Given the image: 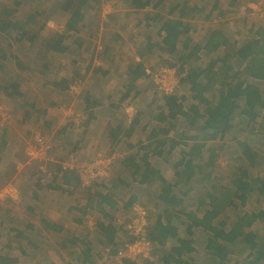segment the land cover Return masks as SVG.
Returning <instances> with one entry per match:
<instances>
[{
    "label": "rangeland",
    "instance_id": "rangeland-1",
    "mask_svg": "<svg viewBox=\"0 0 264 264\" xmlns=\"http://www.w3.org/2000/svg\"><path fill=\"white\" fill-rule=\"evenodd\" d=\"M65 1L66 0H0V18H3L5 21L16 19L19 23H23L27 14L31 11L36 10L40 13V15L35 18L37 24L28 26L27 29L29 32L18 42L14 40V38L19 37L18 30L0 33V55L3 53L7 55L6 59L0 60V65L4 68L0 71V89L7 88L13 82H16L19 87L23 85V87L17 90L20 96H14L12 99L11 97H6L2 90H0V221L4 219V225L2 222V227H0V257L4 259L19 258L20 264H31L35 258L40 260L37 263H44L42 261V255H45V257L48 255L54 257L53 254L56 253V249L58 248L59 256H57L55 260H57L59 264H63L61 260L65 259L60 254L63 251H65L64 253L66 254L69 252L68 257L69 263L72 261L71 264H80L79 260L83 259L82 253L84 254L86 252V255H90L91 257H93L94 254L98 256L97 260L99 264H114L112 261L113 256L110 255L108 250H105L104 245L101 244L104 238L99 228L100 224L116 226L118 229L116 230L117 240L126 239L127 235H125L126 230H124V228L131 219L134 207L140 205L145 208L148 222L151 225L158 215L163 214L162 206L156 203L155 197V195L158 196L160 194V189L157 184L143 187L136 184L130 187H125L124 184L121 185L119 181L125 180L126 177L128 178L129 173L122 167L119 157H124L125 152L129 150L128 147L125 149L123 144L110 147L106 144L103 137L98 140V146L91 145V142H89L92 138L90 139L91 135L87 136V133L85 134L84 132V120L76 118V115L81 113L82 110V106L77 105L78 99L76 98L79 95H84V81L90 69L86 74H81L78 62L84 63L81 59L88 60L93 46L99 44L103 36H112L118 32L120 27H123L128 34V41L125 46L127 53L133 54L135 51L143 53L144 55L146 50L148 53V48H146V46L149 45L147 42L150 41V44L156 43V46L153 47L151 54L148 53L145 55L149 59L147 63V65H150L149 69L155 72L157 68L165 66L175 67L179 70L181 63L178 61V56H180L185 38L190 39L189 48L193 47L194 44L203 46L206 32L209 31V27L215 25L213 20L216 18V15H214L213 11L209 10L210 0H187L192 3V5L197 6H195V9H192V14H194L193 18L189 19L188 17V20L184 21L189 25V33L180 37L181 40L177 42L176 52L171 54L166 52V47L161 42L162 36H158L156 33L159 26L152 23L150 27H145L146 11H140L137 14L132 13L131 9H129V6L126 4V0H99V3L89 11L90 15L87 17L86 28L78 35L71 33L70 38L65 41L71 49L69 54L66 55L68 58H61L65 62L66 70L59 69L57 73L53 74L50 72V69L54 68L56 71V67L58 66L56 63L58 62L59 64L61 61L59 58L60 55H54L56 53L50 55L53 51L49 50V46L55 40L56 34H64L65 23L69 13H64L61 10V5H63ZM178 1L183 0H164L160 8L156 11L160 12L163 17H173L177 13H170L169 11ZM224 1L229 2V0H223V2ZM242 1L243 0H241V2ZM245 1L246 3L248 1L250 14L256 17L252 11V7L256 4L257 0ZM91 3L93 2H89V4ZM4 10L12 11V13L6 14ZM243 24L244 26L238 22L239 27H236L238 29L236 33L238 34L239 40H246L254 36L257 38L260 37V33L257 31L259 25ZM262 27H264V25ZM218 28L222 34L229 33L226 27L218 26ZM30 35L33 36V39H29ZM77 37L81 39V41H79V43H81L80 46L79 43H74ZM120 46L121 45H112L111 47L114 49H122L123 47ZM82 49H84L83 53L81 51ZM123 51L122 49V52ZM213 54L215 55V53ZM10 55H14L15 59ZM198 56L200 57L199 60H194L192 58L188 64L183 66V73H181L183 75V82H181V87L178 90V94L180 95L187 94L188 85L186 82V73L192 69L191 67L204 69L211 60V57L203 55L201 51H199ZM18 63L26 69L22 70L18 66ZM47 64L49 70H44L42 65L45 66ZM82 73H85V68H82ZM55 75L57 79L66 80V82L62 83V86L66 89L64 93L68 95V98L61 99L60 96L59 100H61V103L56 104V110L45 113V115L42 114L41 117H39V115H37V109L32 107L33 101L37 97L34 96L31 85L37 84L36 80L38 77L43 80L54 79ZM257 83L264 97V81H259ZM70 87L76 88L74 89L76 90L75 93L70 94ZM45 89L48 90V88ZM143 89H145L144 91L146 93H144L143 99H139L140 103L142 102V106L145 105L147 110H152L151 107L154 108V105L151 99L155 97V93L153 92L154 89L151 80H147L146 83H144ZM42 90L44 93L43 96L48 97L49 92L47 93L43 88ZM12 91L13 90L10 92ZM207 97L209 100L211 99V95H207ZM43 99L45 100L47 98ZM133 102L135 103V101ZM36 103L39 106L43 105L40 101L35 102V104ZM199 107L202 111L205 108V106L201 104ZM134 108L136 111L139 110L132 101H129L119 110L120 117L118 118L122 119L125 123L124 118L131 111H133V116L137 117L136 111L133 110ZM122 112L123 114H121ZM262 114L264 115V109L262 110ZM177 120L178 125L176 129L178 131L184 130L187 134L195 133V126L197 127V125L188 127V124H186L181 117L177 118ZM49 121L57 122L47 128L46 122ZM262 122L261 119H258L257 126H262V124H264V122ZM63 125L69 127L70 130L62 135L60 133L57 134ZM159 125L163 126V124ZM238 126L239 127L233 128L232 131L226 135V142L232 144L231 141L233 137L234 139L247 138L250 146L255 145L262 156L264 154V137L262 138L257 132L252 134L249 133L248 128L245 129L244 133H241L240 129H242L243 126ZM138 127L141 129V126ZM139 128H136L137 131L140 130ZM50 130L52 131L51 133L49 132ZM37 134L45 137L48 142L46 147L40 149L35 139ZM86 139L88 141H85ZM214 144L218 146L219 143L215 142ZM105 145L107 146L105 147ZM178 149H181V147H178L177 150ZM32 150H35V153H32ZM46 151L51 153L47 155ZM114 153L116 154L114 155ZM42 154H46V156ZM113 155L115 159L113 157L111 160L110 172L107 177L95 180L89 187L74 182L69 185L62 183L61 167L68 165L72 169H75L88 165L99 157L107 159ZM229 155L228 149L220 153L219 158L214 162V166H212L210 170L211 176L208 180L209 182H204L202 186L198 184V177L192 180V182L195 183L194 186L197 185V188L191 190L186 198H184L185 211H193L196 212L197 215H202L205 208H197V200L200 195L208 200L207 197H205L206 193L221 198L222 204L231 198L233 195L231 179L235 173L236 165L230 162ZM171 157L168 159L170 163L169 166L166 167V169H168L164 171L168 178L171 163L178 159L179 154L176 151ZM27 161L34 162L35 165H37V167L34 166L35 170L31 168L29 171L24 170L22 172L18 171L20 173H17L15 167L19 166V163H27ZM49 166L51 167L50 170L48 172L44 171V174L50 177L49 182H47V180H44L45 176L40 173L43 172L41 167H46L48 169ZM245 168L249 169L247 166H245ZM19 169L23 170L21 167ZM248 172L251 177H264V167L262 168L260 165L254 170H248ZM54 175L57 178L53 180L52 177ZM172 178L173 177H171L169 181H172ZM37 182H40V184L43 183L39 190L35 189L34 183L36 184ZM35 191L39 199H34ZM99 195L109 196L110 199L115 201L114 206L111 207L106 202H101ZM131 197H134L135 201L128 205V201ZM44 200L50 202V204L46 206H50L48 210L49 220L57 221L59 225L65 227V231H60L59 234L54 235L55 237L43 236V239L42 236H39V241L37 240L38 233H36L35 236L31 238V242L35 243V247H33V249L30 248L27 254H22L19 250H16L17 237L15 236V231L5 233V230H7L8 227L22 229L25 225L28 226L30 223H37V225L41 227L40 219L44 216L41 214L37 204L43 206L42 201ZM263 209L264 195L259 197L253 194L248 196V200L244 206L235 203L225 208L215 219V224L223 222L225 228L229 229L239 215L262 211ZM27 212L30 213L28 214ZM185 227V224L179 227V236H187L188 239H191V248L194 249V251L188 253L187 256L184 257H190L193 262L198 264L211 262V257L205 250L209 234L207 232L204 234L200 230L196 231L192 228V230L190 229V233H192L190 235L187 233V228L185 229ZM245 231H254L258 234H262L264 233V222L254 224L252 227L246 228ZM73 235L77 237L80 242L69 241L70 238H75ZM49 238H53L54 242ZM65 239L68 240L69 247L67 242L64 243ZM45 241H48L50 244L45 245ZM97 241H99V243ZM237 242L238 243L230 246L236 253L230 255V260L226 261L225 264H233L235 260L239 259L240 264H244L243 262L245 261L244 258L247 252L243 249L244 244L240 243V240ZM64 245L67 246V250H63L62 246ZM171 245L170 242L168 245H165V248ZM242 249L243 252L240 255L238 251L240 252ZM16 254H18V256H14ZM161 254L162 250L155 252L154 248L152 262L146 263L144 261H138L137 263L155 264L154 261H156Z\"/></svg>",
    "mask_w": 264,
    "mask_h": 264
},
{
    "label": "trees",
    "instance_id": "trees-1",
    "mask_svg": "<svg viewBox=\"0 0 264 264\" xmlns=\"http://www.w3.org/2000/svg\"><path fill=\"white\" fill-rule=\"evenodd\" d=\"M163 1L126 0V4L132 13L137 14L140 11H146L145 27H150L152 23L157 24L159 26L156 31L157 35L162 36L161 42L166 47L165 50L172 54L176 52L177 42L181 40L180 37L189 33V25L182 18L188 14L190 9L184 5L181 8L179 18H165L156 11ZM89 2L93 3L89 4ZM98 3L99 0H66L61 5V10L64 13L69 12L64 34L55 35L56 38L49 46V50L63 53L66 57L71 49L65 41L70 38L71 33L78 35L86 28L87 17L90 15L89 11ZM175 5L178 7L177 4ZM173 8L169 11L170 13H173ZM4 13L8 14L12 11L4 10ZM39 15L40 13L36 10L31 11L23 23H19L16 19L5 21L0 18V33L18 30L19 37L14 38L18 42L29 32L28 26L37 24L35 18ZM221 34L213 29L209 40L203 46L194 44L189 52L186 50L190 44V39L185 38L182 44L184 54L178 56V61L181 63L180 69L176 68L180 74L183 73V66L188 64L190 59H200L197 55L199 51L207 57H210L212 53L211 60L204 69L191 67L192 69L186 73L187 94L180 95L177 92L172 95H165L154 91L160 95L159 98L153 97L152 100L156 104L155 108H157L154 118L163 126L158 125L156 128H152L148 136V146H139L137 149L134 147L130 150L129 146H133V143H127L128 153L125 152L124 157H119L122 167L129 171L130 185L136 184L143 187L157 184L159 186L160 194L155 195V197L156 203L162 206L163 214L158 215L155 221L151 225L149 224L148 236L155 245V252L162 250V257L159 259L161 264H198L193 262L190 257H184L194 249L191 248V239L179 236V227H182L183 224L186 225L185 229L187 228L186 231L190 235L192 234L190 233L191 228L209 234L205 250L209 253L211 262L205 264H225L226 261L230 260L229 256L236 253L230 246L238 243V240L244 244L243 249L247 252L244 264L264 263V233L245 231L246 228H250L254 224L264 222V209L239 215L229 229L225 228L223 222L215 224V219L228 206L235 203L244 206L248 196L254 194L261 197L264 195V177H251L248 172V170L256 169L259 165L264 167V154L261 156L255 145L252 144L254 147L250 146L247 138L234 139L233 137L232 144L226 142V135L233 128L239 127L238 125L243 126L240 129L241 133H244L245 129L248 128L249 133L257 132L262 138L264 137V124L257 126L258 119L264 122V115L262 114L264 97L257 86V82L264 81V29L259 38H248L239 46H237V42L232 43ZM29 39H33V36L30 35ZM79 41L81 39L77 37L74 43H79ZM147 43L149 44L148 53L151 54L156 43L150 44V41ZM80 45L81 43H79ZM10 56L15 57L14 55ZM6 58L5 53L0 55V60ZM141 65V63H136L134 69L130 71L134 79L146 76ZM18 66L22 70L26 69L19 63ZM3 69V66L0 65V71ZM152 75L153 72H149L147 77L151 80ZM60 82L64 83L66 80ZM9 86L0 89L6 97L20 96L17 91L19 85L16 82ZM11 90L13 91L10 92ZM207 95H211V101ZM198 104L205 106L203 111ZM180 117L188 124V127L197 125L194 134H187L184 130L178 131L176 129L177 118ZM135 119L132 120L130 127L132 123L134 124ZM130 131L131 129H129ZM215 142L219 143L218 146H215ZM178 147L181 149L177 150ZM226 149L230 153V162L236 165L235 173L231 179L233 195L222 204L221 198L206 193L205 197L208 200L201 195L197 200V208H205L202 215H197L193 211H185L184 198L191 190L197 188L192 180L198 177V184L202 186L204 182H209L210 170L214 166V162L219 158L220 153ZM176 151L179 157L171 163L168 178L164 171L168 169L166 167L170 164L169 157ZM155 165H160V168H156ZM245 166L249 169H246ZM61 169L63 184L69 185L73 182L81 184L76 170L68 167L65 169L61 167ZM171 177H173L172 181H169ZM56 178L55 175L52 177L53 180ZM34 185L36 190L42 186L40 182L34 183ZM99 199L111 207L115 204V201L106 195H99ZM134 199L131 197L128 205L134 202ZM40 220L45 231L58 233L63 230V227L58 223H50L44 218ZM99 228L104 238L101 244L108 246L109 254L114 257L121 246L116 237L117 227L100 224ZM12 229L19 232V228L12 227ZM169 242L173 244L169 250H166L165 245ZM243 249L238 251L240 255ZM14 262H16V258L4 259L0 257V264ZM124 262L125 264H138L130 260ZM233 264H240V259L235 260Z\"/></svg>",
    "mask_w": 264,
    "mask_h": 264
},
{
    "label": "crops",
    "instance_id": "crops-1",
    "mask_svg": "<svg viewBox=\"0 0 264 264\" xmlns=\"http://www.w3.org/2000/svg\"><path fill=\"white\" fill-rule=\"evenodd\" d=\"M244 1L245 0H243L242 2H241V0H229V2H227V1L223 2V0H210L209 1V4H210L209 10L213 11L214 15H216V18L213 20L215 25H212L211 27H209L210 28L209 31H207L205 34L204 43L209 40L211 32L213 31V28H215L216 31L220 32V29L218 28V26H223V27H226L227 30H229L228 31L229 33L221 34V35L226 37L232 43L237 42L236 44H237V46H239V44L245 40L243 39L241 41L238 39V34L236 33L238 30L236 27H239L238 22L241 23L243 26H244L243 23H246V24L248 23V25L257 24V25H259V27L257 28V31L259 33H261V31L264 29V27H262L264 25V19H258L256 17H253L250 14L251 12H250V7L248 4V1H247V3H246V1L245 2ZM176 4L178 5V7L174 4V6H173L174 8L173 7L172 8H173V13L175 12L177 14H175V16H173V17L166 16L165 18H167V17L179 18L181 8H183L184 5H186L188 7V9H190V10L188 11L189 14H187L184 18H182V20L187 21L188 17H189V19L193 18L194 14H192V12H193L192 9H195L196 8L195 6H197V5H192V3L188 2L187 0L178 1ZM210 16H212V15H210ZM231 17H232V19H231ZM247 28H248V26H247ZM127 35L128 34H127V31H125V28L120 27L116 34H114L112 36H103L101 41H99V44L93 46V50L91 51V54L89 55L88 60L87 59L86 60L81 59V61H84V63H80V61L78 62L79 69H81V74H86L90 69V71L87 73L88 78L85 77V81H84V95H82V96L79 95L76 99H78L77 105L82 106L81 114L83 115V120H84L83 121V129H84L85 134L87 133V136L91 135L90 139L92 138V140L89 141V142H91V145L98 146L99 145L98 140L103 137L106 144L110 147H112V146L116 147L117 145L123 144L124 145L123 147L126 149L127 143H131V142H133V144L131 143L133 146H129L130 150H132L134 147H136L135 149H137L139 146L145 147L148 144V141H149L148 136H149L150 132L152 131V128H156L159 125V122L156 121V118H154L156 115L157 108H155L156 104L152 101L153 99H151V102L154 105V108L151 107L152 110H149V109L147 110V107H145V105L142 106V102L140 103V100H139L140 98L143 99L144 93H146L144 91L145 89H143V85H144V83H146L147 80H150L147 77V74L149 72H153V70L149 69L150 65L149 64L147 65V63L149 61V59L145 56L148 54L147 50H146L144 55H143V53H138L135 51L133 52V54L127 53L125 50V46L127 45L126 42L128 41ZM253 38L257 39L256 36H254ZM100 44H101V46H100ZM112 45H121L120 47H123L122 49L124 51L122 52V49H114L113 47H111ZM94 48H95V50H94ZM146 48H148V45L146 46ZM191 48H189V46H188L189 50ZM188 49L186 50V52L187 51L189 52ZM83 52L84 51L82 50V53ZM54 53H56V54H54ZM52 54L57 55V56L60 55L59 58H60L61 63L58 64V62H57L56 65H58V66L56 67V71L53 68V69H50V72L55 74L58 72L59 69L60 70H66L65 62L63 59H61V58H64L63 53L61 54V53L53 51L50 55H52ZM182 54H184V51L181 48L180 55H182ZM197 55H199V52L197 53ZM211 55H212V53L210 54V57H211ZM66 58H68V57H66ZM51 60H53V59H51ZM67 63L69 64L68 60H67ZM136 63L142 64L141 66L144 69V74L146 75L145 77L140 76V77L134 79V76L132 75V73H130V71L134 69V66ZM42 68L44 70H47V69L49 70L48 64L45 66L43 65ZM82 68H85V73H82ZM159 68H157L156 71ZM93 69H95L94 72H93ZM63 80L64 79H57L56 75L54 76V79H44L43 80V79H39V77H38V79L36 80L37 84L31 85V87L33 88V91H34V96L37 97L33 101V105H34L33 108L37 109V115H39V117H41L42 114L45 115V113H50L51 111L56 110L55 109L56 104L61 103V100H59L60 96H61V99L68 98V95L64 93V90L66 91V89H64V86H62L63 85L62 82H60ZM182 82H183V80H182ZM21 84H23V83H21ZM21 87H23V85ZM21 87H19V88H21ZM41 87L47 93L49 92L48 97L43 96L44 93H43V90ZM180 87H181V85H180ZM45 88H48V90H46ZM153 92H154V90H153ZM155 97L159 98L160 95H157L155 93ZM43 98H47V99L44 100ZM11 99H12V97H11ZM39 101L42 102L43 105L39 106V105H37V103L35 104V102H39ZM129 101L130 102L132 101V103L139 110L136 111L135 108L133 109L136 111V115H137L136 119L134 116L131 117V116L127 115L124 118V120H125V123H124L122 121V119L118 118V117H120V115H119L120 111L119 110L121 109V107H123V105H125ZM133 101H135V103ZM2 102H3V100H2ZM150 103H148V104H150ZM198 105H200V104H198ZM121 114H123V112ZM133 119H135L134 124L132 123V126L130 127V124H131ZM39 120H40V118H39ZM56 122L55 121L46 122V126L49 127ZM125 124H128V125H125ZM138 126H141V129ZM65 127H66V125L61 127L59 129V131L57 132V134L60 133L62 135L63 133L70 130L69 128L67 129V127L66 128ZM136 128H139L140 130L137 131ZM129 129H131L130 132H129ZM129 133H130V135H128ZM2 134H3V132H2ZM127 137H129V138H127ZM85 141H88V140L86 139ZM107 145H105V147ZM84 146H86V145H84ZM46 152H47V155L51 153L49 151H46ZM34 153H35V151H34ZM42 155L46 156V154H42ZM84 163H86V162H84ZM34 166L37 167V165H35L34 162L27 161V163H22V164L19 163V166L15 167V170L17 173H20L24 170L29 171L31 168H34L33 170H35ZM20 167L23 170H20L19 169ZM155 167L160 168V165H155ZM41 168H42L43 172L40 174L45 176L44 180H47V182H49L50 177L47 174H44V171L48 172L51 167L49 166L48 169L46 167H41ZM18 171H20V172H18ZM128 173H129V171H128ZM116 180H118V179H116ZM113 182L115 183L114 179H113ZM119 182L121 185L124 184L125 187H130L133 185V184H131V185L129 184V176H128V178L126 177L125 180H122ZM41 184H43V183H41ZM117 185H118V181H117ZM34 196H35L34 199H39V197L37 196V193L35 195V192H34ZM3 201H5V200H3ZM42 202H43L44 207H46L48 204H50V202L48 200L47 201L44 200ZM205 202H207V201L205 200ZM37 205L39 206V210H40L41 214H43V216H44L43 218L45 220L49 221L50 223H58L57 221L49 220L48 210H49L50 206L44 208L40 204H37ZM3 221H4V219H2L0 221V227H2L1 223ZM3 225H4V222H3ZM25 226H24V228L19 229V232H17L18 230L12 229V227H8L7 230H5L6 231L5 233L15 231V233H16L15 236L17 237L16 238L17 239L16 240V250L17 251L19 250V252H21L22 254H27L29 252L30 248L33 249V247H35L34 246L35 243L31 242V238L34 237L36 233H38V236H37L38 241H39V236L55 237L54 235L60 233V232L56 233L53 231H45L42 228V225H41V227H39L37 225V223H34V224L30 223L28 226H26V227ZM64 228L65 227L63 226L62 231H65ZM192 232H194V231H192ZM185 237H187V236H185ZM43 239H44V237H43ZM49 239H51L53 241V238H49ZM69 241L80 242L77 239V237L70 238ZM66 242L68 243V240L65 239L64 243H66ZM97 242L99 243V241H97ZM44 243H45V245L50 244L48 241H45ZM171 244H173V243H171ZM171 246L166 247V250H169ZM62 247H63V250L68 249L67 246H65V245ZM68 247H69V243H68ZM104 248H105V250L109 249L108 246H104ZM58 251L59 250L57 248L56 253L53 254L54 257H52L50 255H48L49 257L48 256L45 257V255H42V261L44 263H41V262L37 263L40 260L35 258V260L33 262H31V264H36V263L37 264H59L57 262V260H55V258L57 256H59ZM86 251H88V250H86ZM64 252L65 251L60 253L61 256H63V258H65V259H62L63 261L61 260V263L71 264L72 261H71V263H69V257H68L69 252H67V254ZM86 254H87V252L84 254L82 253L83 259L79 260L80 264H99L98 260H97L98 256H96L94 254V256L91 257L90 255H86ZM14 256H18V254L14 255ZM161 257H162V254L160 255L159 258L156 259V261H154V263L155 264H161V262L159 261V259ZM7 259H9V258H7ZM11 264H20L19 258H16V262L11 263Z\"/></svg>",
    "mask_w": 264,
    "mask_h": 264
},
{
    "label": "built area",
    "instance_id": "built-area-1",
    "mask_svg": "<svg viewBox=\"0 0 264 264\" xmlns=\"http://www.w3.org/2000/svg\"><path fill=\"white\" fill-rule=\"evenodd\" d=\"M252 11L257 18L264 19V0H257L252 7ZM183 79V75L176 68L161 67L155 71L151 77L154 86V91L159 94L172 95L179 92V88ZM75 87H70V94L75 93ZM129 116L133 117V111ZM76 118L83 120L81 113L76 115ZM52 132L51 130L49 131ZM36 143L40 149L46 147L47 140L44 136L37 134ZM114 155L107 159L98 158L88 165L75 168L81 184L89 187L95 180L107 177L110 172V164ZM70 168L65 165L63 168ZM133 214L130 221L126 224L125 230L126 239L119 240L121 246L117 254L113 257L114 264H125L124 261H151L154 256V244L148 236L149 222L147 213L144 207L136 205L133 209Z\"/></svg>",
    "mask_w": 264,
    "mask_h": 264
},
{
    "label": "clouds",
    "instance_id": "clouds-1",
    "mask_svg": "<svg viewBox=\"0 0 264 264\" xmlns=\"http://www.w3.org/2000/svg\"><path fill=\"white\" fill-rule=\"evenodd\" d=\"M64 126V125H63ZM40 147V146H39ZM35 150H32V153L34 152ZM154 248H155V245H154ZM108 251H109V249H107ZM154 253V252H153ZM153 261V259L151 260V261H145L146 263L147 262H152Z\"/></svg>",
    "mask_w": 264,
    "mask_h": 264
}]
</instances>
